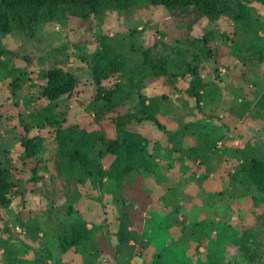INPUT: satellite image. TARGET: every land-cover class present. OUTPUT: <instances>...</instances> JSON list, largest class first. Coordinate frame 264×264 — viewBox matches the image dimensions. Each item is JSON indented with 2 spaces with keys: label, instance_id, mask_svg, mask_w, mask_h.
<instances>
[{
  "label": "rangeland",
  "instance_id": "1",
  "mask_svg": "<svg viewBox=\"0 0 264 264\" xmlns=\"http://www.w3.org/2000/svg\"><path fill=\"white\" fill-rule=\"evenodd\" d=\"M227 1L236 10L239 2L246 6L245 23L223 15L189 26L162 6L141 3L87 22L41 24L33 38L19 32L0 35V52L11 51L0 54V161L14 170L24 194L0 213V264H42L38 250L46 249L52 254L48 264H247L244 244L263 252L264 194L250 186L242 162L264 158V115L256 107L264 92V0ZM207 33L212 39L205 46L201 36ZM105 40L148 95L169 100L162 101L157 115L163 128L153 121L135 126L150 141L149 171L120 186L107 179L101 192L90 184L79 186L84 197L74 206L66 181L52 180L53 142L46 141L38 159L23 166L20 135L27 118L20 115L40 107L42 73L62 67L76 75L81 92L64 100L63 108L76 123L91 127L97 106L90 102L97 89L91 59ZM146 48H152V59L169 61L168 76L156 78L145 69ZM188 64L203 74L200 104L187 93ZM138 106L136 100L123 102L116 112L131 116ZM47 132L33 130L30 136L45 138ZM37 165L47 184L31 182ZM123 212L132 216L130 231L136 233L129 244L118 241ZM19 217L42 230L37 240L20 226ZM82 219L96 227L95 246L63 252V227ZM246 227L258 239L247 243Z\"/></svg>",
  "mask_w": 264,
  "mask_h": 264
},
{
  "label": "trees",
  "instance_id": "2",
  "mask_svg": "<svg viewBox=\"0 0 264 264\" xmlns=\"http://www.w3.org/2000/svg\"><path fill=\"white\" fill-rule=\"evenodd\" d=\"M141 3H147L151 7L162 6L173 19H180L189 26L201 24L204 20L214 22L223 15H229L241 23H245L250 17L245 5L239 2V9L236 10L227 0H0V35L7 36L19 32L33 38L41 24L87 22L109 11L131 10ZM201 38L205 46L211 45V34L207 33ZM211 50L210 47L206 48L207 53ZM9 52L11 51L4 49L0 54ZM151 53L152 48L144 50L145 69L156 78L168 76L169 61L164 58L152 59ZM91 65V75L97 88L95 95L90 97V102L97 104L94 109L95 120L91 127L76 123L70 118L68 110L63 108L64 100L79 96L81 92L78 90L79 80L76 75L62 67H53L42 73L38 98V101H41L40 107L34 108L29 115H20L27 118L26 122L22 121L24 132L20 135L21 147L24 150L23 166L25 167L28 161L38 159L46 141L53 142L56 160L52 180L53 183L55 180L66 181L64 186L71 191L68 200L74 206L84 197L79 186L90 184L93 190L101 192L107 179L120 186L133 174H145L149 171L148 162L152 158L148 152L150 141L142 136L135 126L153 121L156 126L163 128L157 115L162 101L169 100L167 96L148 95L142 81L134 78L135 72L130 70L127 74L125 58L117 55L107 40L102 42L100 51L92 57ZM188 66L191 80L187 93L200 104L206 87L203 74L198 67L190 64ZM124 76L127 77V83H124ZM134 100L139 102L135 114L124 117L116 112L120 104ZM256 107L258 113L264 115V92L260 95ZM133 119L137 123H134ZM33 130L48 132L45 138L37 133L30 136ZM107 159L110 163H107ZM242 164L243 173L247 176L250 186L258 193L264 194V158H251ZM13 172L14 170L0 161V213L12 206L16 196L21 193L24 195ZM31 173L32 183L47 184L46 175L41 174L38 165L31 169ZM30 193H34V190ZM123 211L127 212V208L124 207ZM124 212L119 218L118 241L129 244L136 238V233L130 231L132 216ZM18 222L34 240L38 239L42 230L37 226L32 228L35 225L32 221L19 217ZM261 223L264 225V220ZM89 225L90 222L82 219L63 227L62 238L59 240L63 252L73 247L92 249L95 246L96 227ZM244 230L243 239L245 238L247 243L252 237L258 239L252 233V227H246ZM39 251L38 255L42 256L40 262L48 264L47 260L52 254L48 249L43 250L42 254ZM242 251L247 264H264V250L262 252L261 248L252 250L244 244ZM260 259L263 261L260 262Z\"/></svg>",
  "mask_w": 264,
  "mask_h": 264
},
{
  "label": "crops",
  "instance_id": "3",
  "mask_svg": "<svg viewBox=\"0 0 264 264\" xmlns=\"http://www.w3.org/2000/svg\"><path fill=\"white\" fill-rule=\"evenodd\" d=\"M243 163V162H242ZM89 227H90V225H89Z\"/></svg>",
  "mask_w": 264,
  "mask_h": 264
}]
</instances>
